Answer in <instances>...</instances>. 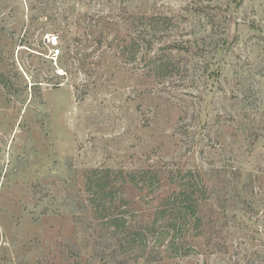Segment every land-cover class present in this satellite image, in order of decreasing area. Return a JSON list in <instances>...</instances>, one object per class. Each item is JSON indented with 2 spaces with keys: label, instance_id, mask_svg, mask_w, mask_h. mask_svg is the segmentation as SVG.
<instances>
[{
  "label": "rangeland",
  "instance_id": "374dc122",
  "mask_svg": "<svg viewBox=\"0 0 264 264\" xmlns=\"http://www.w3.org/2000/svg\"><path fill=\"white\" fill-rule=\"evenodd\" d=\"M144 14L175 18L154 45L171 79L118 47ZM96 171L124 172L137 226L201 180L191 253L124 250L90 206ZM0 264H264V0H0Z\"/></svg>",
  "mask_w": 264,
  "mask_h": 264
},
{
  "label": "trees",
  "instance_id": "16d2710c",
  "mask_svg": "<svg viewBox=\"0 0 264 264\" xmlns=\"http://www.w3.org/2000/svg\"><path fill=\"white\" fill-rule=\"evenodd\" d=\"M146 14L141 17H130L128 20L126 19V22L130 24L131 28L128 27L127 40L125 42L124 39L117 40L118 47L123 49V56L128 61L127 63L135 64L140 60L146 66L154 69L157 80L171 79L178 70L176 58L172 54L164 55L163 52H161L162 55L159 57L154 51V45L157 41L164 42V40L172 38V31L176 27L175 18L164 15L148 17ZM99 19L94 20V22L99 21ZM130 29H134L132 30L134 34H130ZM100 40L98 45L102 44ZM186 45L190 44L174 40L166 45L167 48L165 50L161 51H187ZM217 47L221 49L219 43H216L214 46V48ZM86 59L87 57L85 56L81 60L83 67L86 65ZM98 174H106V176H99ZM112 174L113 172L99 171L92 174L88 183L90 206L97 217L102 218V220L109 219V226L114 227L117 231L120 229L124 233V250H139L141 253H146L149 249L151 237H155L159 247H162L163 243L170 238L168 248L174 251L173 253L175 255H189L191 251L187 250L186 253L182 252L184 248L178 241L187 229L186 227L189 228L190 225L187 223L194 222L195 226L192 231H199L202 223L201 218H195L196 209L201 206L199 198L201 196L207 197L208 187L201 180L197 182L189 181L190 185L183 190L179 198L175 196L166 200L162 209L158 213H155L152 222L138 226L134 224L129 225L130 222L123 218L124 213L121 212L126 202L123 198L117 196V192L122 190V186L126 180L125 177H120L124 172H117L116 174L118 175L115 177H111ZM138 174L149 175V173L140 172ZM192 178H195V175H192ZM197 178H200V176ZM141 180H144V178L140 177ZM155 181L156 176L150 181V184L154 185ZM172 213L176 216L175 219H172ZM190 219H192V222Z\"/></svg>",
  "mask_w": 264,
  "mask_h": 264
},
{
  "label": "built area",
  "instance_id": "2783aa9c",
  "mask_svg": "<svg viewBox=\"0 0 264 264\" xmlns=\"http://www.w3.org/2000/svg\"><path fill=\"white\" fill-rule=\"evenodd\" d=\"M46 40L48 41L49 45L53 46V49H51V60H57L61 55V50L59 49V37H46Z\"/></svg>",
  "mask_w": 264,
  "mask_h": 264
}]
</instances>
